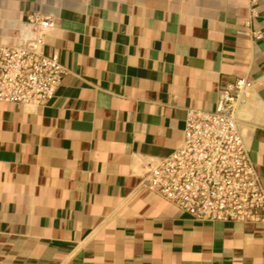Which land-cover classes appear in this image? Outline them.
Instances as JSON below:
<instances>
[{
  "label": "crops",
  "instance_id": "crops-1",
  "mask_svg": "<svg viewBox=\"0 0 264 264\" xmlns=\"http://www.w3.org/2000/svg\"><path fill=\"white\" fill-rule=\"evenodd\" d=\"M54 22L44 105L0 102V264H264V225L199 222L141 185L186 109L252 81L237 128L264 189V0H0V44ZM252 33H258L254 37Z\"/></svg>",
  "mask_w": 264,
  "mask_h": 264
},
{
  "label": "built area",
  "instance_id": "built-area-1",
  "mask_svg": "<svg viewBox=\"0 0 264 264\" xmlns=\"http://www.w3.org/2000/svg\"><path fill=\"white\" fill-rule=\"evenodd\" d=\"M25 22L29 40L0 44V102L44 105L66 69L57 54L41 51L54 22L40 13ZM252 86L237 78L221 87L213 111L186 109L181 143L148 166L141 186L195 221L264 225V189L237 128L238 103Z\"/></svg>",
  "mask_w": 264,
  "mask_h": 264
}]
</instances>
